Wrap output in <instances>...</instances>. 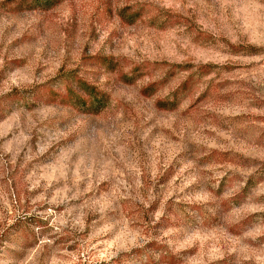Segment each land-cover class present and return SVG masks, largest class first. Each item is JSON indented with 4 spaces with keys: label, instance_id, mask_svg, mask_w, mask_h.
I'll return each instance as SVG.
<instances>
[{
    "label": "rangeland",
    "instance_id": "rangeland-1",
    "mask_svg": "<svg viewBox=\"0 0 264 264\" xmlns=\"http://www.w3.org/2000/svg\"><path fill=\"white\" fill-rule=\"evenodd\" d=\"M37 5L0 6V264H264V0ZM73 73L100 112L35 98Z\"/></svg>",
    "mask_w": 264,
    "mask_h": 264
},
{
    "label": "trees",
    "instance_id": "trees-1",
    "mask_svg": "<svg viewBox=\"0 0 264 264\" xmlns=\"http://www.w3.org/2000/svg\"><path fill=\"white\" fill-rule=\"evenodd\" d=\"M39 1L48 2L49 0H3L0 6L13 12H20L35 9ZM125 12V9H123ZM121 13L129 19L130 23L135 22L143 16L142 10H133L126 14ZM84 65L98 67L107 72H115L119 68L118 59L113 56L91 55L84 59ZM86 70V69H84ZM145 63L135 64L127 72L122 73V79L127 84H134L146 73ZM168 76L160 80L151 81L141 89V94L150 97L168 80ZM188 80L183 82L179 89L187 87ZM176 90L173 98L158 101V107L163 110H174L178 104ZM45 100L47 103H58L78 110L81 113H98L108 102V94L101 90L97 85L88 81L86 77L78 73H73L67 80L62 81V85L54 87L49 84H42L35 90V98Z\"/></svg>",
    "mask_w": 264,
    "mask_h": 264
}]
</instances>
